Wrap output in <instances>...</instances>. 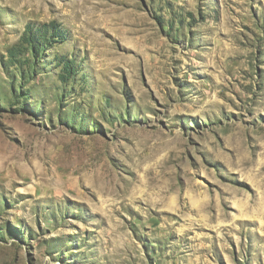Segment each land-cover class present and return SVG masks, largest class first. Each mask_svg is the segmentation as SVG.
I'll return each mask as SVG.
<instances>
[{
    "label": "rangeland",
    "instance_id": "374dc122",
    "mask_svg": "<svg viewBox=\"0 0 264 264\" xmlns=\"http://www.w3.org/2000/svg\"><path fill=\"white\" fill-rule=\"evenodd\" d=\"M0 264H264V0H0Z\"/></svg>",
    "mask_w": 264,
    "mask_h": 264
}]
</instances>
